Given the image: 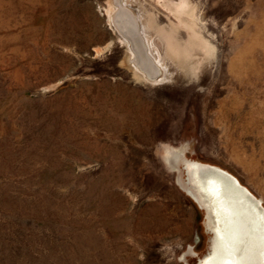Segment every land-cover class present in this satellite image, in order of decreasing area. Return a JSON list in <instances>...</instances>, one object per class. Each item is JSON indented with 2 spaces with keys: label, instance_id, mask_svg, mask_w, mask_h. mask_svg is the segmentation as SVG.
<instances>
[{
  "label": "rangeland",
  "instance_id": "1",
  "mask_svg": "<svg viewBox=\"0 0 264 264\" xmlns=\"http://www.w3.org/2000/svg\"><path fill=\"white\" fill-rule=\"evenodd\" d=\"M121 2L156 79L113 0H0V264H198L212 235L186 159L191 183L217 166L264 208V0Z\"/></svg>",
  "mask_w": 264,
  "mask_h": 264
},
{
  "label": "bare ground",
  "instance_id": "2",
  "mask_svg": "<svg viewBox=\"0 0 264 264\" xmlns=\"http://www.w3.org/2000/svg\"><path fill=\"white\" fill-rule=\"evenodd\" d=\"M113 3L112 23L129 47L130 63L137 68L141 75L147 74L149 78L156 79L160 74V67L164 68L161 63L162 57L150 37L143 34L144 38L141 35V28L144 33L147 31L143 21L141 19L140 22L137 21L135 14L124 6L121 0H113ZM162 35L160 36L162 37ZM163 38L167 45H165L166 52H169V55L173 57L176 56L179 52L175 45L176 42L168 36L164 37L163 35ZM199 170L200 166L191 165L190 171L200 190L217 200H214V207L218 214L219 253L218 258L212 260L211 264H261L262 249L260 248L263 247L264 235H259L255 231V227L258 228L264 218L257 211L249 209L246 196L233 187L234 185L232 186L218 175H206L205 178H202ZM221 183L223 188L220 189ZM255 214L257 218L251 219V216L255 218ZM236 217L237 222L234 220Z\"/></svg>",
  "mask_w": 264,
  "mask_h": 264
},
{
  "label": "water",
  "instance_id": "3",
  "mask_svg": "<svg viewBox=\"0 0 264 264\" xmlns=\"http://www.w3.org/2000/svg\"><path fill=\"white\" fill-rule=\"evenodd\" d=\"M186 160L182 164L184 173L186 175L187 184H188V188L186 190L189 196H191V198L196 202L197 206L200 209L205 210L206 223L212 235L211 241H210V251L201 260H199L198 264H211L212 260H216L218 258V253H219L218 244H219L220 239L217 236V232H216V227H218V222H217L218 214L215 211L213 197L209 196L207 193H204V192L201 193L203 197H198L197 193L198 192L200 193V191L198 190L199 187L197 184H193L190 182V177L188 175V171H187L186 164H185ZM197 163H199V166H200L199 171H200V176H202V178L203 177L205 178L206 175H218L222 179L227 180L232 186L234 185L233 187L240 190L246 196L248 200V202L247 201L246 202H247V206L249 207V209L251 208V211H254V208H255V211L261 212L262 216L264 217V208L261 206V202L257 198H255L247 190V188L242 186L235 177H233L228 172L220 169L217 166L204 164L200 162H197ZM232 183H235V184H232ZM219 188L220 189L223 188L222 183ZM195 197H197L198 199ZM254 217L255 218L251 216V219H256L257 215L255 214ZM263 224H264V219L260 222V225L258 226V228L255 227L257 229V230L255 229V231L259 233V235H264ZM260 249H262L261 264H264V241H263V247Z\"/></svg>",
  "mask_w": 264,
  "mask_h": 264
}]
</instances>
